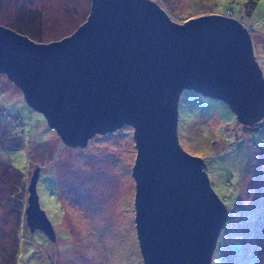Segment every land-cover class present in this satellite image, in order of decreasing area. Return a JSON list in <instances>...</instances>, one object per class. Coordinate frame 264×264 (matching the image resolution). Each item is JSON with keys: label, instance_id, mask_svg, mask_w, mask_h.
<instances>
[{"label": "water", "instance_id": "1", "mask_svg": "<svg viewBox=\"0 0 264 264\" xmlns=\"http://www.w3.org/2000/svg\"><path fill=\"white\" fill-rule=\"evenodd\" d=\"M0 73L71 146L123 124L137 146L136 223L145 264H212L228 209L204 159L177 134L183 90L225 101L243 125L264 118V75L250 30L211 14L173 22L152 0H92L66 39L38 44L0 26ZM34 171L25 210L31 232L56 239Z\"/></svg>", "mask_w": 264, "mask_h": 264}, {"label": "rangeland", "instance_id": "2", "mask_svg": "<svg viewBox=\"0 0 264 264\" xmlns=\"http://www.w3.org/2000/svg\"><path fill=\"white\" fill-rule=\"evenodd\" d=\"M152 1L180 24L211 14L244 19L264 75V0L248 16L247 0ZM91 8L92 0H0V26L14 25L35 43L48 44L74 34ZM47 121L22 88L0 73V264H145L136 223L134 127L126 123L71 146ZM177 134L184 151L205 160L228 209L212 264H264V118L243 125L225 101L185 89ZM37 167L42 208L57 226L50 200L56 183L64 208L58 229H66L65 236L72 232L70 241L39 242L36 230L32 243L17 244L16 228H29L26 218L22 225L15 215L13 220L15 196L27 206Z\"/></svg>", "mask_w": 264, "mask_h": 264}, {"label": "trees", "instance_id": "3", "mask_svg": "<svg viewBox=\"0 0 264 264\" xmlns=\"http://www.w3.org/2000/svg\"><path fill=\"white\" fill-rule=\"evenodd\" d=\"M258 1L259 0H247V3L245 4L247 6V8H250V10L248 9L246 13V16H248L250 14V11L253 10L254 8H256V5L258 4ZM245 21V20H244ZM5 27L7 28H10L16 32H18L19 34H21V32L14 26V25H6ZM24 35V34H22ZM26 36V35H25ZM41 169L40 167H37V169ZM41 173V172H40ZM40 179V177H39ZM31 181V180H30ZM30 181H29V184H30ZM39 182V180H38ZM55 182H52L51 184V190H52V187L54 185ZM29 184L27 186V191H28V195H29ZM57 184L55 183V186H54V190H56V193H53L54 194V197H52V202L51 205L54 209H52L53 211H55L56 213H58L56 215V218H55V221L57 223V226L55 225V223L52 221V219H49L51 220L52 224H53V228L55 230V233H56V239L53 241L51 240L44 232L38 230L37 232L39 233L37 236H34V239L38 240L39 242H46L47 239H49L53 244H57L59 243L61 240L63 241H70V235L72 236V232H69L70 235L69 236H65V232H68L66 231V229H64L62 232H61V229H58V226L60 224L63 223L64 225V220H63V212H64V208H63V203H62V200H60V197H59V188L56 187ZM37 188H38V183H37ZM38 193V191H37ZM39 196V200H40V195L38 194ZM15 199H16V206L13 208V220H14V215H15V218L17 219V222L20 223V225H22L24 223V218H26V214H25V210L27 208V206L25 205V199L21 198L20 197V194H18L17 196H15ZM236 201V198L233 200V203ZM225 203V202H224ZM28 205V203H27ZM40 205H41V201H40ZM18 206V208H17ZM26 206V207H25ZM41 208H42V205H41ZM60 208V209H59ZM43 209V208H42ZM44 210V209H43ZM48 215V214H47ZM59 216V217H58ZM15 222V221H14ZM13 224V221L10 225ZM17 235H16V239H17V244L18 245H21L22 242H26L27 244H30L33 242V238L31 236H33V233L35 232H31L30 230H28V232H24L22 229H18V227L16 228V230L14 231ZM27 234H29L28 236H26ZM31 235V236H30ZM70 237V238H69ZM69 238V239H68ZM16 244V245H17ZM43 245H47V244H43ZM48 250V249H47ZM16 251V249H15ZM18 251H16V254H15V258H16V255H17ZM46 254V253H44ZM39 263V262H38ZM39 264H42V263H39Z\"/></svg>", "mask_w": 264, "mask_h": 264}, {"label": "clouds", "instance_id": "4", "mask_svg": "<svg viewBox=\"0 0 264 264\" xmlns=\"http://www.w3.org/2000/svg\"><path fill=\"white\" fill-rule=\"evenodd\" d=\"M227 16H233V15H230V14H227ZM233 17H235V16H233ZM237 18V17H236ZM239 19V18H238ZM240 20V19H239ZM244 25H246V22L244 21V19H241L240 20ZM246 27L249 29V26L248 25H246ZM250 30V29H249ZM255 54V53H254ZM237 116V115H236ZM137 147V146H136ZM208 166V165H207ZM208 170H209V166H208ZM208 174H209V172H208ZM210 176V175H209ZM212 184V183H211ZM213 186V185H212ZM29 228V227H28ZM29 230H30V228H29Z\"/></svg>", "mask_w": 264, "mask_h": 264}]
</instances>
